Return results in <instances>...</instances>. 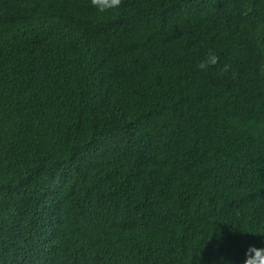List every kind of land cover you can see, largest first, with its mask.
<instances>
[{
	"label": "trees",
	"instance_id": "obj_1",
	"mask_svg": "<svg viewBox=\"0 0 264 264\" xmlns=\"http://www.w3.org/2000/svg\"><path fill=\"white\" fill-rule=\"evenodd\" d=\"M261 235L264 0H0V264H223Z\"/></svg>",
	"mask_w": 264,
	"mask_h": 264
},
{
	"label": "clouds",
	"instance_id": "obj_2",
	"mask_svg": "<svg viewBox=\"0 0 264 264\" xmlns=\"http://www.w3.org/2000/svg\"><path fill=\"white\" fill-rule=\"evenodd\" d=\"M122 0H90V5L95 9L97 13L103 14L106 12L118 10ZM218 55L213 50L205 55L197 64L196 68L200 71H206L210 66L216 65L218 62ZM228 65L225 64L222 70H227ZM262 239L259 245L248 244L243 251L242 259L224 260L221 258L223 264H264V235H261Z\"/></svg>",
	"mask_w": 264,
	"mask_h": 264
},
{
	"label": "bare ground",
	"instance_id": "obj_3",
	"mask_svg": "<svg viewBox=\"0 0 264 264\" xmlns=\"http://www.w3.org/2000/svg\"><path fill=\"white\" fill-rule=\"evenodd\" d=\"M151 94V93H150Z\"/></svg>",
	"mask_w": 264,
	"mask_h": 264
}]
</instances>
